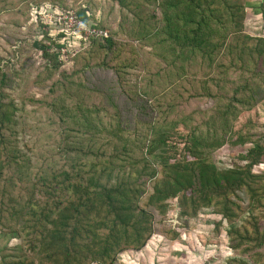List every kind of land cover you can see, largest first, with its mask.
Instances as JSON below:
<instances>
[{
	"label": "trees",
	"instance_id": "trees-1",
	"mask_svg": "<svg viewBox=\"0 0 264 264\" xmlns=\"http://www.w3.org/2000/svg\"><path fill=\"white\" fill-rule=\"evenodd\" d=\"M116 2L123 10L135 4L148 19L144 29L135 31L136 38L152 41L155 53L168 65L166 72L177 68L181 80L193 78L189 99H208L213 106L200 115L180 114L161 121L170 111L155 116L156 101L140 99L138 105L153 117L143 153L127 170L116 166L115 158L121 160L118 153L98 167L89 162V156L100 159L93 146L82 150L83 154L74 149L75 156L84 157L78 156L79 161L72 151L60 148L66 164L49 171L42 168L30 186L22 187L24 196L15 197L8 186L15 187L19 177L24 179L27 167L12 136L19 106L8 92L7 73L0 69V237L22 242L20 259H4L0 264H113L119 253L147 246L164 223L171 200H178L181 216L189 218L198 217L204 208H214L230 224V244L241 257L235 260L264 264V170L259 169L264 165V129L257 128L254 112L264 101V37L243 31L247 3ZM258 7L264 15V5ZM87 13L86 8H79V20L95 26ZM45 26L51 42L66 39L62 27ZM53 30L60 31L57 37L51 35ZM42 43L38 41L34 47L44 49ZM88 43L89 48L104 52L115 47L113 37ZM88 43L84 41L82 47ZM57 47L67 46L58 43ZM58 54L46 56L56 59ZM60 66L53 63L49 69ZM196 66L197 74L186 71ZM169 109L173 112L177 106L170 102ZM83 117L98 128L97 122ZM226 144L249 146L239 156L243 164L234 163L228 169L216 166L212 154ZM243 215L247 217L238 225Z\"/></svg>",
	"mask_w": 264,
	"mask_h": 264
},
{
	"label": "rangeland",
	"instance_id": "rangeland-1",
	"mask_svg": "<svg viewBox=\"0 0 264 264\" xmlns=\"http://www.w3.org/2000/svg\"><path fill=\"white\" fill-rule=\"evenodd\" d=\"M244 2V33L264 37V15L262 10L258 12L264 0ZM139 4L143 7V3ZM81 7L87 9L95 26L83 22L86 29L79 32L72 29V24L75 18L79 19L77 12ZM137 13L139 18L135 19ZM45 24L53 29L63 28L66 39L57 42L67 47L59 49L58 43L48 39L50 30ZM147 24L148 19L135 4L123 10L116 0H0V69L7 73L8 92L19 106L12 136L27 167L24 179L19 177L15 187L8 186L15 197L24 196L22 187L30 186L42 168L49 171L66 164V156L60 153L62 148L72 152L79 148V154H83L82 150L93 146L100 159L89 156V162L98 167L108 164V159L118 153L121 160L115 158L116 166L127 170L143 153L148 122L153 117L138 105L140 99L157 103L161 100L160 108L155 102V116L163 110L170 111L161 121L180 114L200 115L213 106L208 99H189L193 78L186 76L181 80L182 72L179 74L177 68L166 72L168 65L157 56L152 41L136 38L135 31ZM101 31L108 36H97ZM59 33L51 31L53 37ZM111 37L115 42L112 50L89 48V41ZM38 41L43 42L44 49L34 47ZM84 41L88 43L86 47H82ZM57 51L60 54L56 59L46 56H54ZM53 63L61 66L49 69ZM186 71L191 75L198 73L197 66ZM142 95L144 98H140ZM170 102L177 106L173 112ZM254 112L257 128L264 129V101ZM84 115L97 122L98 128L87 123ZM248 147L226 144L212 154L213 161L219 169L243 164L239 156ZM125 148L128 152H124ZM78 156L74 160L84 159ZM259 169L264 170V165ZM14 182L15 178L9 184ZM1 195L3 189L0 200ZM169 206L164 223L147 246L119 253L113 264H239L235 259L241 257L234 252L228 236L230 224L214 208H204L198 217L189 218L181 216L178 200H171ZM246 217L243 215L237 224L241 225ZM21 245L19 239L1 236L0 262L20 259Z\"/></svg>",
	"mask_w": 264,
	"mask_h": 264
},
{
	"label": "built area",
	"instance_id": "built-area-1",
	"mask_svg": "<svg viewBox=\"0 0 264 264\" xmlns=\"http://www.w3.org/2000/svg\"><path fill=\"white\" fill-rule=\"evenodd\" d=\"M83 24H84V23H83L82 21H80L79 19H76V18H75V20H74V22H73V24H72V26H73L72 29H76L77 31L80 32V30H84V29H86V27H84ZM72 29H68V30L70 31V30H72ZM93 33H94V31H93ZM96 35H97V36H99V35H104L105 37L108 36L107 32L103 33L102 31H101V32H98Z\"/></svg>",
	"mask_w": 264,
	"mask_h": 264
}]
</instances>
